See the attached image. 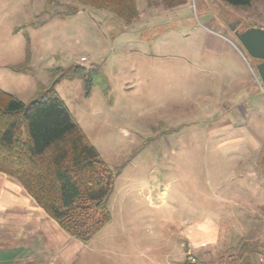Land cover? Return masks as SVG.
<instances>
[{
  "label": "rangeland",
  "instance_id": "obj_1",
  "mask_svg": "<svg viewBox=\"0 0 264 264\" xmlns=\"http://www.w3.org/2000/svg\"><path fill=\"white\" fill-rule=\"evenodd\" d=\"M218 2L182 0L168 18L161 17L169 9L162 0H137L139 15L125 25L84 5L73 15L55 14L74 0H0V87L28 102L53 84L115 173L111 220L75 264H227L239 258L244 239L250 257L264 248V191L239 182L249 169L234 174L228 146L219 143L241 128L213 121L215 102L232 104L231 92L242 88L254 108L245 127L255 137L248 150H256L264 135V90L256 61L222 21ZM223 6L235 14L225 21L237 20L235 29L264 25L262 1L244 13ZM151 21L170 29L154 44L157 27L143 28ZM75 64L104 75L109 88L94 83L87 90L85 77L70 70ZM234 185L242 192H227ZM227 197L254 202L236 206ZM206 216L218 223L221 245L186 252L187 228Z\"/></svg>",
  "mask_w": 264,
  "mask_h": 264
},
{
  "label": "trees",
  "instance_id": "obj_2",
  "mask_svg": "<svg viewBox=\"0 0 264 264\" xmlns=\"http://www.w3.org/2000/svg\"><path fill=\"white\" fill-rule=\"evenodd\" d=\"M162 1L169 8L182 2ZM220 1L246 10L255 0ZM74 2L55 14L73 15L79 11V5H84L106 10L125 25H130L139 14L137 0ZM70 70L73 75L85 77L87 90L94 83L104 91L109 88L104 75L92 68L75 64ZM0 172L15 179L63 231L83 243L111 220L107 202L115 173L74 121L51 83L42 85L28 102L0 88ZM245 243L244 239L239 246V257L252 253L250 244Z\"/></svg>",
  "mask_w": 264,
  "mask_h": 264
},
{
  "label": "crops",
  "instance_id": "obj_3",
  "mask_svg": "<svg viewBox=\"0 0 264 264\" xmlns=\"http://www.w3.org/2000/svg\"><path fill=\"white\" fill-rule=\"evenodd\" d=\"M223 7V3L218 2L220 17L224 24L228 25L230 22L225 23V21L235 14L226 11ZM171 8L163 10L161 17L167 15L169 18L170 15L177 12L176 6ZM248 9L236 10L244 13ZM153 22H148L143 26L148 30L157 27V34L154 35L152 44L158 40L156 36L170 32V29L159 28V21ZM255 27L264 29V25H255ZM173 31L176 32L177 29L174 28ZM0 88L6 91L5 88ZM263 90L264 88L261 87V91ZM231 93L237 96L232 104L226 106L224 98L215 102L213 109L219 112L215 116H219L220 119H216L214 116V125L216 127L228 126L231 129L234 127L241 128L242 134L225 138L219 142L221 143L220 147L228 146L224 155L232 160L234 174L240 173L238 170L243 166H246L247 170L249 169L241 174V181L239 180V182H249L251 184L249 189L252 192L264 191V144H262L264 140H260V136L262 137L263 134L259 132L258 136V143L261 145L256 150L249 151L248 145L254 141L255 137L250 135L245 127H248L250 123L249 112L253 111L254 108L251 106L250 99H245L242 96L243 91L239 86L234 88ZM222 114H226V117L222 118ZM241 190L235 185L232 186L231 190L227 188V192H233V194L242 192ZM163 195H165V190L162 191ZM227 198L236 206L243 204L249 206L253 205L251 202H254L251 201V197H248L249 199ZM257 205L261 206L262 204ZM185 240L187 241L186 252L196 253L206 247L216 249L221 242L220 227L213 218L206 216L200 220L199 224L187 228ZM84 244L86 243L63 231L57 222L35 203L15 179L0 172V264H75L80 252L86 247ZM257 250L253 253V257H250V253H248L249 255L245 253L242 257L233 260V262H227V264L256 263L264 257V248L259 246Z\"/></svg>",
  "mask_w": 264,
  "mask_h": 264
},
{
  "label": "water",
  "instance_id": "obj_4",
  "mask_svg": "<svg viewBox=\"0 0 264 264\" xmlns=\"http://www.w3.org/2000/svg\"><path fill=\"white\" fill-rule=\"evenodd\" d=\"M238 21L228 24L234 31L235 36L247 53L256 61V71L264 88V29L255 26H248L244 29H235Z\"/></svg>",
  "mask_w": 264,
  "mask_h": 264
},
{
  "label": "built area",
  "instance_id": "obj_5",
  "mask_svg": "<svg viewBox=\"0 0 264 264\" xmlns=\"http://www.w3.org/2000/svg\"><path fill=\"white\" fill-rule=\"evenodd\" d=\"M87 59L84 57V56H82V57H80V61H86ZM191 261H195L194 260V258H191ZM254 264H264V257H262L260 260H258L256 263H254Z\"/></svg>",
  "mask_w": 264,
  "mask_h": 264
},
{
  "label": "flooded vegetation",
  "instance_id": "obj_6",
  "mask_svg": "<svg viewBox=\"0 0 264 264\" xmlns=\"http://www.w3.org/2000/svg\"><path fill=\"white\" fill-rule=\"evenodd\" d=\"M238 30H241V28H239ZM233 33H234V31H233Z\"/></svg>",
  "mask_w": 264,
  "mask_h": 264
}]
</instances>
